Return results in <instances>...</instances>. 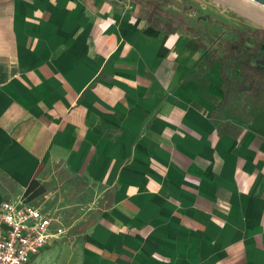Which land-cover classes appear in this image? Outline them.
I'll return each instance as SVG.
<instances>
[{
    "label": "crops",
    "instance_id": "obj_1",
    "mask_svg": "<svg viewBox=\"0 0 264 264\" xmlns=\"http://www.w3.org/2000/svg\"><path fill=\"white\" fill-rule=\"evenodd\" d=\"M179 1L0 0V204L87 217L30 264H264V108Z\"/></svg>",
    "mask_w": 264,
    "mask_h": 264
},
{
    "label": "rangeland",
    "instance_id": "obj_2",
    "mask_svg": "<svg viewBox=\"0 0 264 264\" xmlns=\"http://www.w3.org/2000/svg\"><path fill=\"white\" fill-rule=\"evenodd\" d=\"M179 3L184 11L199 14L210 23L217 24L218 32L211 31L208 25L204 40L208 48H215L213 59L218 58L223 63L230 83L228 101L234 111L241 114L251 99L250 93L241 91V69L250 67L264 73V41L252 39L248 34L250 31H260L264 39V8L248 0H180ZM226 34H229V39L224 37ZM231 34L234 39H231ZM46 192L42 186L35 188L27 197L31 201L41 202ZM67 199L71 201L73 197ZM69 210L73 219L75 217L79 222L87 218L77 208Z\"/></svg>",
    "mask_w": 264,
    "mask_h": 264
},
{
    "label": "built area",
    "instance_id": "obj_3",
    "mask_svg": "<svg viewBox=\"0 0 264 264\" xmlns=\"http://www.w3.org/2000/svg\"><path fill=\"white\" fill-rule=\"evenodd\" d=\"M76 224L69 212L45 209L25 196L16 202L4 201L0 204V264H30L46 248L67 238Z\"/></svg>",
    "mask_w": 264,
    "mask_h": 264
},
{
    "label": "trees",
    "instance_id": "obj_4",
    "mask_svg": "<svg viewBox=\"0 0 264 264\" xmlns=\"http://www.w3.org/2000/svg\"><path fill=\"white\" fill-rule=\"evenodd\" d=\"M156 15L167 16V14H165L164 12L160 10V6H157V8L152 11V14L150 16L151 19L154 20ZM157 25L158 27H161L163 25V28L167 31H171L172 29L171 26H169L168 24H165L161 20H157ZM248 34L252 39H255V40L262 39L264 41L263 34L261 35L260 31H250L248 32ZM240 77L242 78V83H241L242 90L241 91L248 92L251 95L249 106L255 109L264 108V73L254 68L243 67L240 72ZM222 134H225V133L222 132ZM232 135H234V133ZM37 186H38L37 182H32L31 186L29 187L26 193L27 199H28L27 196L33 193ZM79 230H80L79 228L76 229V231H79Z\"/></svg>",
    "mask_w": 264,
    "mask_h": 264
},
{
    "label": "water",
    "instance_id": "obj_5",
    "mask_svg": "<svg viewBox=\"0 0 264 264\" xmlns=\"http://www.w3.org/2000/svg\"><path fill=\"white\" fill-rule=\"evenodd\" d=\"M248 1L264 8V0H248Z\"/></svg>",
    "mask_w": 264,
    "mask_h": 264
}]
</instances>
